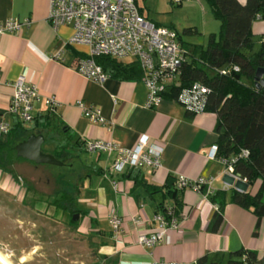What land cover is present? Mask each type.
Here are the masks:
<instances>
[{
    "label": "crops",
    "instance_id": "0c3cea01",
    "mask_svg": "<svg viewBox=\"0 0 264 264\" xmlns=\"http://www.w3.org/2000/svg\"><path fill=\"white\" fill-rule=\"evenodd\" d=\"M158 2L138 0L137 5L143 16L156 22L148 11ZM46 12L47 0H0V21L6 17L30 19L19 31L0 35V118L9 123V128L18 122L25 127L34 126L36 118L48 109L44 97L52 95L58 100L53 109L58 121L83 141L111 140L129 147L144 133L148 141L160 144V165H137L146 183L161 185L168 174L211 177L212 191L208 194L181 188L177 225L169 227L161 241L145 246L137 242L136 234L155 227L153 213L158 211L159 203L169 205L170 198L161 191L149 193L131 177L121 175V171H109L115 151L84 150L85 156L74 162L80 176L74 196L78 209L75 229L95 237L90 238L96 243L95 261L105 254L115 255L114 264H149L154 258L175 260L177 264H224L229 251L246 247L256 251V264H264V215L257 217L250 208L230 199L229 187L243 189L245 182L234 179L219 156L209 155L210 146L218 138L216 114L188 111L167 91L156 105L144 106L146 90L141 77L108 75L97 82L81 75L73 65L78 56L84 55L86 46L67 43L71 25L61 23L52 28L45 19ZM185 57L188 58L186 53ZM19 73L35 83L39 93L32 102V124L28 126L6 110L12 80ZM78 101L97 107L103 120L92 121L82 114ZM98 167L100 172L88 170ZM7 180L0 177L1 182ZM225 181L230 183L227 188L223 187ZM217 190L225 191L220 203L209 199ZM110 210L121 219L115 235L108 222ZM220 210L218 227L212 228L210 220ZM200 256L204 257L202 262L197 261Z\"/></svg>",
    "mask_w": 264,
    "mask_h": 264
},
{
    "label": "trees",
    "instance_id": "16d2710c",
    "mask_svg": "<svg viewBox=\"0 0 264 264\" xmlns=\"http://www.w3.org/2000/svg\"><path fill=\"white\" fill-rule=\"evenodd\" d=\"M204 2L211 14L219 20V28L208 33L205 45L194 43L188 49L180 43L188 58L184 53L176 83H171L166 93L174 97L180 87L189 86L193 82H200L208 87L203 110L214 112L217 117V156L229 160L233 171L246 178L242 190L234 186L229 187L230 199L250 208L260 217L264 215V83L257 87L254 84V74L259 66L264 67V42L261 41L263 35H260L261 43L253 50L252 23L256 18H264V0ZM94 59L111 76L137 78L141 75V69L135 59L124 61L105 54L96 55ZM233 65H237L238 69H234ZM220 68L227 70L221 73ZM33 131L42 133L44 138L48 133L49 137L54 138L48 152L62 161L58 166H66L64 170L69 175L64 182H68L71 190H67V187L54 190L52 199L47 203L68 209V223L75 229L78 219H72L71 215L78 211L74 206V196L78 190L77 180L80 176L79 168L73 161L78 160L80 153L84 152V141L58 121L53 110L47 109L40 118H36L34 126L25 127L18 122L2 135L0 166H9L20 157L15 154L13 145ZM243 149L247 150L246 154H242ZM88 170L100 172L101 168ZM121 175L131 177L135 184L143 185L149 193L161 191L171 200L168 205L170 211L165 213L166 205L163 203L158 204V210L165 213L166 219L170 216L177 217L181 188L175 185L176 175L168 174L161 185L146 183L137 166H126ZM58 179H61L60 172L54 175V182L60 183ZM257 181V187L252 191L251 186ZM27 188L30 187L26 186L25 189ZM224 194V190H217L209 195V199L220 203ZM220 219L221 210L214 213L210 226L217 228ZM88 243L95 246L90 235ZM256 257L255 250L240 247L229 251L224 264H256ZM203 260V256L197 258L198 262ZM99 261L102 264H114L116 257L104 254L93 264Z\"/></svg>",
    "mask_w": 264,
    "mask_h": 264
},
{
    "label": "built area",
    "instance_id": "2783aa9c",
    "mask_svg": "<svg viewBox=\"0 0 264 264\" xmlns=\"http://www.w3.org/2000/svg\"><path fill=\"white\" fill-rule=\"evenodd\" d=\"M138 0H47L45 19L55 28L58 24L66 23L72 27V32L67 38V43H77L86 46L84 55L78 56L73 68L81 75L103 81L109 73L94 59L96 55L105 54L115 58L129 57L135 59L141 69V79L145 86L144 106H154L162 98V92L170 88L176 81L181 63L184 59V48L180 44L176 31L166 25L157 24L143 16L137 5ZM180 2L182 0H170ZM30 22L28 17H6L0 21V35L3 32L19 31ZM264 42V35L261 37ZM238 69L237 65H233ZM227 68H220L222 73ZM176 83V82H175ZM12 93L6 105L8 113L25 121L32 118V102L39 93L35 83L25 79L19 73L12 80ZM208 87L200 82H193L189 86L178 89L174 99L186 110L198 112L203 110ZM44 102L49 110H53L58 100L52 96L44 97ZM82 114L92 121L101 122L102 115L97 107H90L78 101ZM9 123L0 118V134L5 133ZM87 151H115L109 171H122L126 166L135 167L139 163L154 168L160 165L159 158L162 147L156 142L148 141L146 134H140L134 144L122 147L111 140L91 139L84 141ZM247 150L243 149L242 154ZM209 155L217 156V144L210 146ZM221 158V157H220ZM226 168L234 179L245 182L246 178L235 173L229 160L221 158ZM115 185V181H111ZM211 177H187L177 174L175 185L178 188L190 187L204 195L212 191ZM230 186L225 181L224 188ZM203 187V190H201ZM242 190L240 186L234 185ZM217 206L215 205V208ZM168 205L165 213H169ZM165 213L156 211L152 215L155 227L148 231L136 234V240L145 246H151L162 240L169 227L177 225V218H165ZM137 221L138 218L134 217ZM108 222L115 235L119 231L121 219L111 210L108 213ZM149 264H177L175 260L167 258H154Z\"/></svg>",
    "mask_w": 264,
    "mask_h": 264
},
{
    "label": "rangeland",
    "instance_id": "374dc122",
    "mask_svg": "<svg viewBox=\"0 0 264 264\" xmlns=\"http://www.w3.org/2000/svg\"><path fill=\"white\" fill-rule=\"evenodd\" d=\"M148 12V16L158 24L173 28L179 42L187 48L194 43L205 45L208 33L219 28V20L211 14L204 0H182L179 3L159 0L149 7ZM154 12L156 15H153ZM154 16H159V19ZM263 29L264 18H256L252 23L253 50L261 43ZM122 60L130 58L125 56ZM31 124L32 121H24L26 126ZM48 134L40 145L41 150L47 152L54 142V138ZM83 156V152L80 153V158ZM73 162H77V159ZM15 163L22 171L23 183L26 179L35 188L25 189L22 195L15 194V185H11L9 179L7 182L0 181L4 186V192L0 191V254L10 264H93L97 258L94 247L88 243L87 234L70 226L68 209H56L53 204L44 206L42 203L51 200L56 189L67 187V190H71L68 182H64L69 175L64 170L66 166L48 163L34 165L21 157ZM57 172L61 175V179H58L60 183L54 182ZM257 184L258 181L251 186L252 191ZM90 238L95 239L94 236Z\"/></svg>",
    "mask_w": 264,
    "mask_h": 264
},
{
    "label": "water",
    "instance_id": "95a60500",
    "mask_svg": "<svg viewBox=\"0 0 264 264\" xmlns=\"http://www.w3.org/2000/svg\"><path fill=\"white\" fill-rule=\"evenodd\" d=\"M264 83V67L259 66L254 74V84L259 87ZM44 136L40 132H30L24 138L14 143V151L17 156L26 158L36 163H48L59 165L62 161L52 153L41 150ZM78 212H73L71 217L76 219ZM1 264V263H0Z\"/></svg>",
    "mask_w": 264,
    "mask_h": 264
},
{
    "label": "flooded vegetation",
    "instance_id": "af4514ba",
    "mask_svg": "<svg viewBox=\"0 0 264 264\" xmlns=\"http://www.w3.org/2000/svg\"><path fill=\"white\" fill-rule=\"evenodd\" d=\"M1 137H2V135H0V138ZM15 160H17V158ZM15 160L9 166H0V177L3 176L4 178L9 179L11 185H13V184L15 185V186L13 185L15 187L14 189L16 190L15 194L19 193L22 195V193H24L26 186L30 187L31 189H34L35 187H34V184L32 182H30L26 179H25V183H23L24 177H22V174H21L22 171L20 170L19 165L17 163H15ZM32 163H34V165L37 164L34 161H32ZM2 189H4V186L0 183V191H3ZM48 200H50V199L42 201L44 206L50 205V203H47Z\"/></svg>",
    "mask_w": 264,
    "mask_h": 264
},
{
    "label": "bare ground",
    "instance_id": "6f19581e",
    "mask_svg": "<svg viewBox=\"0 0 264 264\" xmlns=\"http://www.w3.org/2000/svg\"><path fill=\"white\" fill-rule=\"evenodd\" d=\"M0 263L1 264H10L1 254H0Z\"/></svg>",
    "mask_w": 264,
    "mask_h": 264
}]
</instances>
